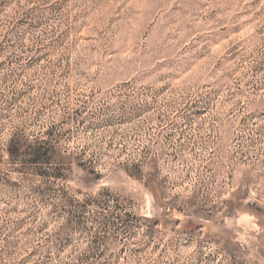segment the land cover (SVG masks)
I'll return each mask as SVG.
<instances>
[{
  "label": "rangeland",
  "instance_id": "rangeland-1",
  "mask_svg": "<svg viewBox=\"0 0 264 264\" xmlns=\"http://www.w3.org/2000/svg\"><path fill=\"white\" fill-rule=\"evenodd\" d=\"M0 264H264V0H0Z\"/></svg>",
  "mask_w": 264,
  "mask_h": 264
}]
</instances>
